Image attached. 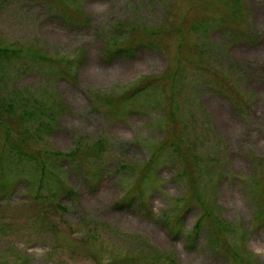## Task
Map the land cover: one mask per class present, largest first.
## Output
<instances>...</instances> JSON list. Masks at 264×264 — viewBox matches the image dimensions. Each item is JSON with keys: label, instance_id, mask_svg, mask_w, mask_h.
Listing matches in <instances>:
<instances>
[{"label": "rangeland", "instance_id": "1", "mask_svg": "<svg viewBox=\"0 0 264 264\" xmlns=\"http://www.w3.org/2000/svg\"><path fill=\"white\" fill-rule=\"evenodd\" d=\"M263 215L264 0H0V264H264Z\"/></svg>", "mask_w": 264, "mask_h": 264}, {"label": "trees", "instance_id": "2", "mask_svg": "<svg viewBox=\"0 0 264 264\" xmlns=\"http://www.w3.org/2000/svg\"><path fill=\"white\" fill-rule=\"evenodd\" d=\"M65 12V17H67L69 20L67 21L64 17L63 19L65 21H67V24H71V25H75L77 26L78 25V21L82 20L84 22H88L89 21V16H87V14L85 13H80V14H77V15H66V11ZM62 14V13H61ZM80 15V16H79ZM114 53V54H117V53H125L126 52V49L125 48H116L114 50H111L109 52H107L108 54L110 53ZM113 57V56H111ZM74 77V75H73ZM180 141H182V139L180 138ZM179 175H180V172H179ZM69 192H72L73 191V188H70L68 189ZM133 198L131 199L130 202H132ZM121 206H123V204H119ZM262 211V210H261ZM263 219H262V223L264 222V215L262 216ZM175 221L180 223V220H181V216L176 215L175 216ZM207 223H212V226L215 227V230L217 231L215 233V235L212 236L211 240H210V245L213 244V245H217L220 243V238L223 237L224 235V231H225V225L222 223L221 219L219 218L218 214H214V212L212 210L209 209V215L204 217V216H201L197 219L194 227H193V230L191 231L190 233V244L189 246L190 247H196V242L198 241V239L200 238V236L202 235V233L204 232V228L207 229L208 225ZM261 223V224H262ZM181 231H179V229L176 230V233H179ZM221 232L222 236L219 238L217 236V234H219ZM211 245V246H213ZM230 250H232L230 252L231 255H237L239 254L240 250L236 247H234V245L231 246V248H229Z\"/></svg>", "mask_w": 264, "mask_h": 264}]
</instances>
